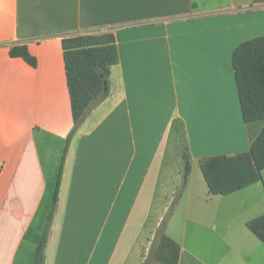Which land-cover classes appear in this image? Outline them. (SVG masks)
Instances as JSON below:
<instances>
[{
	"label": "crops",
	"instance_id": "0c3cea01",
	"mask_svg": "<svg viewBox=\"0 0 264 264\" xmlns=\"http://www.w3.org/2000/svg\"><path fill=\"white\" fill-rule=\"evenodd\" d=\"M89 34H112L119 60L70 141L45 264H145L184 181L180 133L191 174L164 226L178 264H264L246 232L264 171L255 196L191 185L200 160L248 152L264 128L244 122L232 64L264 36V0H0V264L34 262L75 126L63 42Z\"/></svg>",
	"mask_w": 264,
	"mask_h": 264
},
{
	"label": "trees",
	"instance_id": "16d2710c",
	"mask_svg": "<svg viewBox=\"0 0 264 264\" xmlns=\"http://www.w3.org/2000/svg\"><path fill=\"white\" fill-rule=\"evenodd\" d=\"M68 86L75 126L64 149L59 175L45 228L37 245L33 264H45L46 247L55 216L65 157L74 134L93 108L110 94L111 68L118 64V50L112 34L82 35L63 42ZM12 57L24 58L35 66L26 46H17ZM232 64L243 120L246 124L264 120V36L240 44L233 52ZM184 183L191 174L188 153L183 154ZM199 167L210 196H228L262 182L264 171V128L248 152L235 156H216L200 160ZM248 229L264 243V215L247 223ZM181 248L162 230H158L149 257L160 264H178Z\"/></svg>",
	"mask_w": 264,
	"mask_h": 264
},
{
	"label": "rangeland",
	"instance_id": "374dc122",
	"mask_svg": "<svg viewBox=\"0 0 264 264\" xmlns=\"http://www.w3.org/2000/svg\"><path fill=\"white\" fill-rule=\"evenodd\" d=\"M219 0H206V3L207 4H216ZM215 2V3H214ZM96 108V107H95ZM93 108V109H95ZM92 112V111H91ZM90 112V113H91ZM179 135V134H178ZM179 137L181 138L180 140L178 141H172L174 144H173V149L176 151V150H179L181 152V155H183L184 153H186L187 151V144H186V141H183V134L180 133ZM178 166V165H177ZM181 168L182 170H184V164L182 165L181 164ZM182 181V178H180V182ZM182 186L177 189L175 195H174V198L172 200V202L170 203L169 205V208L167 210V213L166 214V221H165V224L164 226L165 227H168V225L170 226L171 223H173L177 217V213L179 212V209L178 207L180 206L181 202H182V198H183V194H184V187L186 186L184 184V181H182ZM193 184V187L195 188V190L197 192H199V190H205L207 188V185H206V182L204 180V177L202 175V172L200 170V167L199 165H195L192 169V175H191V185ZM55 189V188H54ZM249 192H246V193H249L250 195L252 196H255L256 193L259 192H262V186H261V183H256L254 185L251 186L250 190H248ZM53 194H54V190H53ZM240 197V196H238ZM215 199H221V198H215ZM215 200V201H217ZM52 202V201H51ZM255 214H258L255 212ZM163 226L164 230L163 233H165V227ZM246 232H248L250 235H252L254 238L258 239L247 227L246 225ZM166 234V233H165ZM259 240V239H258ZM149 264H160L154 260H152Z\"/></svg>",
	"mask_w": 264,
	"mask_h": 264
}]
</instances>
